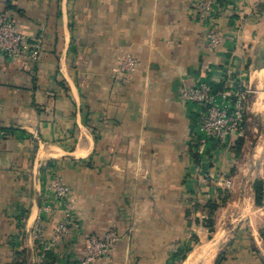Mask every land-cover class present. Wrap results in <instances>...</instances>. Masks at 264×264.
<instances>
[{"label": "crops", "instance_id": "obj_1", "mask_svg": "<svg viewBox=\"0 0 264 264\" xmlns=\"http://www.w3.org/2000/svg\"><path fill=\"white\" fill-rule=\"evenodd\" d=\"M6 16L42 50L0 51V264H82L112 228L90 264H264V0H0ZM198 80L251 87L232 147L198 133Z\"/></svg>", "mask_w": 264, "mask_h": 264}, {"label": "built area", "instance_id": "obj_2", "mask_svg": "<svg viewBox=\"0 0 264 264\" xmlns=\"http://www.w3.org/2000/svg\"><path fill=\"white\" fill-rule=\"evenodd\" d=\"M197 1L202 13H208L213 0ZM207 39L210 48H215L220 43V35L216 33H209ZM41 50V39L30 40L18 30L11 17L6 16L0 20V51L3 54L11 57L24 56L32 64H36ZM138 66L137 56L128 54L122 59L117 70L131 74ZM251 92V87L241 83L236 87L217 92L211 83L198 80L192 86L185 87L182 95L185 101L201 106L198 133L202 136V140L214 139L224 143L226 147H232L235 137H244L247 102ZM0 134L5 135L6 132L0 130ZM225 183L227 187L231 185L230 180H226ZM50 187L57 201L64 206V217L54 232V239L59 240L65 238L70 232L73 219L69 203L71 188L59 176L51 180ZM39 234L38 229L36 237H40ZM120 239L121 236L115 228L108 230L103 236L90 234L87 254L82 264H90L97 259L110 257L113 247Z\"/></svg>", "mask_w": 264, "mask_h": 264}]
</instances>
